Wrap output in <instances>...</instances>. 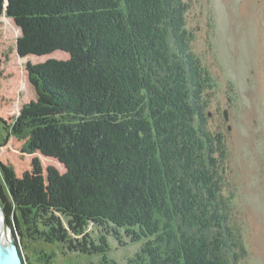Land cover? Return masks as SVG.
I'll return each mask as SVG.
<instances>
[{
    "label": "rangeland",
    "instance_id": "obj_1",
    "mask_svg": "<svg viewBox=\"0 0 264 264\" xmlns=\"http://www.w3.org/2000/svg\"><path fill=\"white\" fill-rule=\"evenodd\" d=\"M122 8L188 264H264V0H124ZM19 35L1 15L0 163L21 176L38 157L44 171L52 165L64 172L57 160L26 152L11 125L36 98L25 65L67 53L20 57ZM96 228L88 227L95 241L104 233ZM105 238L106 247L95 254L54 244L52 264H138L145 240L131 241L121 229ZM19 241L21 264L34 262L35 246Z\"/></svg>",
    "mask_w": 264,
    "mask_h": 264
},
{
    "label": "trees",
    "instance_id": "obj_2",
    "mask_svg": "<svg viewBox=\"0 0 264 264\" xmlns=\"http://www.w3.org/2000/svg\"><path fill=\"white\" fill-rule=\"evenodd\" d=\"M123 4L0 0V16L20 31V57L67 53L25 65L36 98L11 125V134L25 139L26 152L58 160L65 171L52 165L44 171L34 157L17 176L0 163V206L20 258L19 238L35 246L29 264H52L54 244L65 245L66 252L98 253L106 247L105 235L119 236V229L131 241L145 240L138 264H188ZM206 160L213 168L214 159ZM90 224L104 229L97 241L90 238Z\"/></svg>",
    "mask_w": 264,
    "mask_h": 264
},
{
    "label": "water",
    "instance_id": "obj_3",
    "mask_svg": "<svg viewBox=\"0 0 264 264\" xmlns=\"http://www.w3.org/2000/svg\"><path fill=\"white\" fill-rule=\"evenodd\" d=\"M5 3H7V0H5ZM13 22L16 25L15 21H13ZM16 52H17V50H16ZM224 115H225V112H224ZM0 217H1V225H2V228L8 233V235L10 237V247H11L12 256L14 258V262H15V264H21L20 256H19V253H18L17 246L13 242L12 231H11L10 227L8 226V223L6 221V215H5L4 211H3V209L1 208V206H0ZM0 252H1V246H0ZM6 261H7V264H12V260H9V258H6ZM0 264H3V263L0 262Z\"/></svg>",
    "mask_w": 264,
    "mask_h": 264
},
{
    "label": "bare ground",
    "instance_id": "obj_4",
    "mask_svg": "<svg viewBox=\"0 0 264 264\" xmlns=\"http://www.w3.org/2000/svg\"><path fill=\"white\" fill-rule=\"evenodd\" d=\"M0 246H1L0 262H2L3 264H7L6 258H9V260H12V264H15L10 247V237L8 233L2 228L1 217H0Z\"/></svg>",
    "mask_w": 264,
    "mask_h": 264
},
{
    "label": "flooded vegetation",
    "instance_id": "obj_5",
    "mask_svg": "<svg viewBox=\"0 0 264 264\" xmlns=\"http://www.w3.org/2000/svg\"><path fill=\"white\" fill-rule=\"evenodd\" d=\"M197 108V107H196ZM224 112H225V115H224ZM197 113V109H196V111H195V114ZM222 114H223V119L225 120V121H228V110H223V112H222Z\"/></svg>",
    "mask_w": 264,
    "mask_h": 264
}]
</instances>
